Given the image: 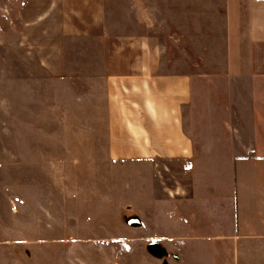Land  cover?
Instances as JSON below:
<instances>
[{
  "label": "rangeland",
  "instance_id": "rangeland-1",
  "mask_svg": "<svg viewBox=\"0 0 264 264\" xmlns=\"http://www.w3.org/2000/svg\"><path fill=\"white\" fill-rule=\"evenodd\" d=\"M160 1L142 6L164 41L163 67L193 83L185 130L195 161L185 166L110 161L100 71L88 75L85 55L81 67L64 59L59 6L0 0V264H182L180 252L209 262L206 242L166 238L212 235L224 219L182 221L198 195L188 176L250 174L264 187V127H215V111L240 102L229 95L251 91L245 52L233 50L244 17L238 28L226 0ZM151 242L168 257L149 256Z\"/></svg>",
  "mask_w": 264,
  "mask_h": 264
},
{
  "label": "crops",
  "instance_id": "crops-1",
  "mask_svg": "<svg viewBox=\"0 0 264 264\" xmlns=\"http://www.w3.org/2000/svg\"><path fill=\"white\" fill-rule=\"evenodd\" d=\"M44 2L59 6L60 35L66 42L64 59L77 60V67H81L80 60L85 55L88 75L94 76L95 67L100 71L103 85L100 99L110 161L193 164L195 147L185 130L193 103L192 78L185 73L167 72L163 67L164 41L142 6L153 0ZM226 2L238 28L244 17V38L233 50L240 56L245 52L251 91L230 94L231 100L240 102L225 105L226 115H218L215 105V118L221 119L219 126L215 122V127H264V0ZM87 98L91 99L90 95ZM202 122L199 127H206ZM246 176L220 172L210 177L212 183H205L208 177L201 173L188 176L196 185L191 184L194 194H198L194 197L197 204L184 211L182 221L212 228L217 226L213 214L224 219L218 233L212 235L166 234L172 242H206L212 251L207 256L209 262H205L204 256L180 252L176 259L173 256L177 263L264 264V187H255L254 176ZM224 179L247 182L239 186L238 182L222 183ZM179 189L187 191L183 184ZM171 213L175 214L172 209ZM169 223L167 227H171Z\"/></svg>",
  "mask_w": 264,
  "mask_h": 264
},
{
  "label": "water",
  "instance_id": "water-1",
  "mask_svg": "<svg viewBox=\"0 0 264 264\" xmlns=\"http://www.w3.org/2000/svg\"><path fill=\"white\" fill-rule=\"evenodd\" d=\"M136 219H133L129 222L130 225H135ZM134 223V224H133ZM145 250L149 256H151L153 259L162 260L164 258L168 257V253L165 248H163L159 243L157 242H151L146 245ZM176 259V257L174 256ZM162 264H167L166 261H163Z\"/></svg>",
  "mask_w": 264,
  "mask_h": 264
}]
</instances>
